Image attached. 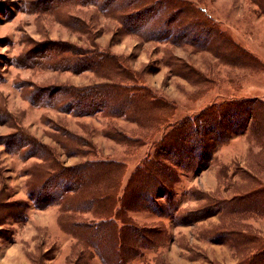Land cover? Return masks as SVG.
<instances>
[{
	"label": "rangeland",
	"instance_id": "1",
	"mask_svg": "<svg viewBox=\"0 0 264 264\" xmlns=\"http://www.w3.org/2000/svg\"><path fill=\"white\" fill-rule=\"evenodd\" d=\"M188 1L204 9L221 30L254 55L258 68L224 64L207 49L194 51V46L142 41L121 31L118 23L92 4L75 6L72 0H0V203L29 202L26 220L0 222V264H73L79 252L76 241L61 226L59 207L38 210L28 199L26 173L40 160L27 158L30 148L21 149L18 141L26 143L28 137L29 141L53 147L64 165H76L84 158L68 157L54 141L56 128L62 126L103 157L125 162L130 171L152 150L151 140L145 148L128 153L125 145L105 137L109 124L128 136L146 134V130L124 118L113 120L103 113L76 118L48 104L54 91L62 86L87 87L102 82L90 71L76 74L48 69L42 57L51 56V42L83 49L96 45L100 51L130 56L128 68L142 73L141 82L146 87L174 104L178 119L194 116L212 104L244 99L264 102V15L251 0ZM170 53L205 75V84L194 85L172 74L165 65ZM179 69L180 73H187L185 68ZM188 75L193 79L194 72ZM252 183L264 186V148L247 131L219 144L210 167L181 177L176 188L179 207L181 212H188L201 206L204 202L198 199L199 192L218 199L230 198L237 194L238 186L251 187ZM131 216L142 227L162 231L163 226V235L152 245L156 248L144 250L130 264H239L244 259L239 248L210 241L211 231L222 225L218 216L194 226H178L173 219L147 212ZM236 221L243 233L259 236L264 242V217L252 215ZM255 250L250 249L252 253ZM88 264L103 263L94 256Z\"/></svg>",
	"mask_w": 264,
	"mask_h": 264
},
{
	"label": "trees",
	"instance_id": "2",
	"mask_svg": "<svg viewBox=\"0 0 264 264\" xmlns=\"http://www.w3.org/2000/svg\"><path fill=\"white\" fill-rule=\"evenodd\" d=\"M251 1L264 15V0ZM72 2L75 6L94 5L118 23L121 31L142 41H168L172 45L194 46V51L207 49L220 62L235 67L259 66L254 55L221 30L204 9L188 0ZM67 20L64 19L72 25ZM51 46H54L51 56L42 57L48 69L76 74L90 71L102 82L87 87L62 86L54 91L48 104L76 118L96 113L113 120L124 118L146 130V134L128 136L109 124L105 137L125 145L128 153L145 148L149 140L152 147L130 171L125 162L103 157L92 145L62 126L56 128L54 141L68 157L84 158L76 165H64L55 148L29 141L28 137L26 143L17 142L21 149L30 148L27 158L40 160L26 173L28 199L38 210L59 207L61 226L79 249L73 264H88L94 256L103 264H130L144 250L154 248L152 245L163 235V226L162 231H156L137 225L131 214L141 212L173 219L178 226H194L218 216L222 225L211 231L210 241L239 248V253L244 255L239 264H264L263 240L243 233L236 221L247 220L252 215L264 217L262 184L236 186L237 194L223 199L196 193L204 203L188 212H181L176 191L183 175L210 167L218 145L228 143L234 135L248 131L249 137L264 148V102L244 99L212 104L194 116L178 119L174 104L146 87L141 82L142 73L128 68L130 56L100 51L96 45L83 49L69 43L51 42ZM168 57L165 65L172 74L194 85L205 84V75L185 60L171 53ZM179 68H185L188 74L194 72L193 79L187 73H180ZM28 207L29 202L25 200L0 203V222L26 220ZM254 248L252 253L250 249Z\"/></svg>",
	"mask_w": 264,
	"mask_h": 264
}]
</instances>
